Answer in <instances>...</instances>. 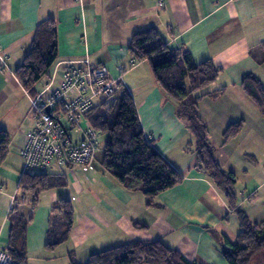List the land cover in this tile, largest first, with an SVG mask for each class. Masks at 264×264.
<instances>
[{
    "label": "crops",
    "instance_id": "obj_1",
    "mask_svg": "<svg viewBox=\"0 0 264 264\" xmlns=\"http://www.w3.org/2000/svg\"><path fill=\"white\" fill-rule=\"evenodd\" d=\"M47 18L56 23L57 58L35 95L49 82L58 86L67 61L105 65L108 77L132 96L146 138L182 176L152 205L142 190L103 168L102 152L89 171L48 168L63 185L40 191L36 200L20 190L19 149L35 123L30 94L14 72L36 25ZM150 27L170 48L189 52L195 62L210 60L219 70L197 92L198 114L217 162L235 175L234 209L198 165L194 137L175 111L177 102L156 83L148 62L129 51L132 35ZM246 74L264 88V0H0V129L9 136L0 164V248L8 249L11 220L19 216L27 220L26 264H80L105 248L156 239L195 264H228L222 250L239 231L235 209L251 222L264 217V113L243 90ZM239 121L241 132L223 142L226 128ZM60 198L71 203L73 225L65 241L48 248L49 222Z\"/></svg>",
    "mask_w": 264,
    "mask_h": 264
},
{
    "label": "trees",
    "instance_id": "obj_2",
    "mask_svg": "<svg viewBox=\"0 0 264 264\" xmlns=\"http://www.w3.org/2000/svg\"><path fill=\"white\" fill-rule=\"evenodd\" d=\"M129 51L135 60H146L156 83L177 102L176 113L183 118L194 137V151L198 165L204 168L211 181L222 193L230 208L237 203L234 186L235 175L226 172L217 162L207 136V127L198 114V101L219 70L210 60L195 62L185 50L170 48L156 28L150 27L134 33ZM57 58V28L54 19L39 22L15 76L23 88L35 95V86L47 75ZM241 85L245 93L255 101L264 113V88L260 81L246 74ZM120 90V92H118ZM89 124L105 141L100 163L120 183L131 189L142 190L147 205L155 196L182 180L181 174L157 151L154 143L146 138L137 116L135 104L127 89H117L106 97L94 100L86 114ZM243 127L241 121L231 123L223 133V142L237 136ZM9 136L0 129V164L6 153ZM63 185L60 177L46 171H23L19 188L36 200L40 191ZM56 215L49 222L46 246L53 248L65 241L73 225V209L68 199L60 198L54 208ZM13 211V210H12ZM11 211V212H12ZM239 231L233 243L226 242L222 255L228 264H248V261L264 250V217L251 222L248 216L235 209ZM9 231L7 251L11 264L25 263L24 236L27 220L14 216ZM136 225L140 226L139 223ZM76 264V263H72ZM80 264H195L176 249L161 240H134L94 252Z\"/></svg>",
    "mask_w": 264,
    "mask_h": 264
},
{
    "label": "built area",
    "instance_id": "obj_3",
    "mask_svg": "<svg viewBox=\"0 0 264 264\" xmlns=\"http://www.w3.org/2000/svg\"><path fill=\"white\" fill-rule=\"evenodd\" d=\"M118 88L105 65H91L87 59L65 62L57 87L49 82L35 96L29 95L35 125L19 149L23 171H46L52 166L93 169L102 152L101 133L89 124L86 114L96 98ZM11 263L9 252L0 248V264Z\"/></svg>",
    "mask_w": 264,
    "mask_h": 264
},
{
    "label": "rangeland",
    "instance_id": "obj_4",
    "mask_svg": "<svg viewBox=\"0 0 264 264\" xmlns=\"http://www.w3.org/2000/svg\"><path fill=\"white\" fill-rule=\"evenodd\" d=\"M120 92V90H118ZM99 141L101 143V150H103L105 134H101L99 136ZM248 264H264V250L260 252L258 255H254L249 261Z\"/></svg>",
    "mask_w": 264,
    "mask_h": 264
}]
</instances>
